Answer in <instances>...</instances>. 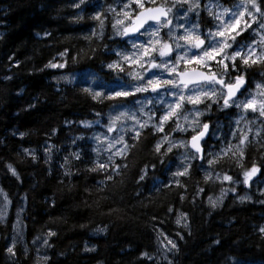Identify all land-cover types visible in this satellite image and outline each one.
Returning <instances> with one entry per match:
<instances>
[{"label": "trees", "instance_id": "trees-1", "mask_svg": "<svg viewBox=\"0 0 264 264\" xmlns=\"http://www.w3.org/2000/svg\"><path fill=\"white\" fill-rule=\"evenodd\" d=\"M121 1L86 0L75 8L74 0H0V187L11 201L8 221H0V264H37L34 243L40 237L50 245L46 264H168L153 258L161 233L178 240L172 264H231L229 255L241 264H264V193L241 203L238 197L247 190L230 187L235 191L229 189L224 202L212 207L208 197L214 199L225 185L218 179L206 182L199 161L191 164L188 176L178 177L182 187L170 183L175 150L167 155L152 151L163 134L146 128L139 143L129 139L136 147L126 158L113 159L121 174L113 173L112 181L107 170H89L97 159L80 122L107 115L113 103L92 100L80 91L81 84H56V72L45 65L67 60L66 72L94 69L104 75L107 63L115 60L108 9ZM77 13L83 19L76 20ZM97 13L103 29L90 18ZM65 51L77 62L61 57ZM254 162L264 175V133L242 157L230 152L212 168L242 181L243 170ZM144 167L148 175L140 180ZM21 210L25 241L15 244L11 255L12 222ZM180 213L187 228L175 222Z\"/></svg>", "mask_w": 264, "mask_h": 264}, {"label": "snow or ice", "instance_id": "snow-or-ice-1", "mask_svg": "<svg viewBox=\"0 0 264 264\" xmlns=\"http://www.w3.org/2000/svg\"><path fill=\"white\" fill-rule=\"evenodd\" d=\"M151 3L155 5L154 7L146 8L143 0H132V4L125 5V8H131L132 5H136L140 11L133 15L129 11H124L122 16L130 21L131 23L127 26H124L122 31L117 29V34L127 35L130 32H138L144 27V24L151 20L156 22H161L163 18V27H168L169 32L166 37L160 35V29L157 28L150 33L152 39L148 43L133 45L136 49L135 52L130 54L117 53L120 56V60H113L112 62L107 63V68L111 71H116L118 73L117 79L121 78L119 73H123L130 77L132 80L137 81L135 85H130L134 91L125 90L123 88L116 89H105L103 91H96L91 88L80 89L81 92L88 95L92 100H103L108 101H117V103L110 104V112L108 114V122L105 125L107 133H117L122 128L124 131H128L127 128H124L120 122L131 120L134 127L131 129L134 132L132 139L137 143L140 142V138L143 135V132L137 130L135 125H138L139 129L151 128L156 133L163 134L159 141H157L152 151L154 154L158 155H167L172 153L174 149L179 148H188L190 147L194 150V155L192 159H206L203 154V149L201 148L200 141L205 137L209 130V124L202 122L200 117L204 113L198 107L199 105H204L205 108H209L211 103L219 104L222 101V107H231L235 105L237 108L244 110L245 114L249 110L253 113H258L260 117H264V82L257 83V93L252 95L251 93L245 94V98L242 100L237 99V93L240 92L242 87L246 84V75L240 74L241 71L246 69H251L253 67H258L260 75L264 76V50L259 53L253 47H249L247 52L243 51V47L239 50L233 47V42L238 41V37L242 35L243 32L253 30L255 25L259 30L255 34L260 36L259 45L264 48V0H233L231 7H221L217 5L216 7L220 10L213 12L212 8H208V14L218 22L216 31L209 32L208 37L212 39L210 45H206V41L201 37L200 34L196 31L201 27L199 23L193 25L192 29L184 28V34L178 35L173 34L171 31L172 21L168 19V15L171 12L172 8L167 5V3L156 5V0H151ZM188 4V11H195L200 7L199 0H172V7H175L177 4L183 5ZM86 0H74L73 7L80 8L81 5H85ZM108 11H115V9H108ZM121 15L120 13L117 14ZM228 17H231L230 19ZM91 19L98 21L101 29L104 27V19L102 18L101 13H97L95 16L90 17ZM76 20L83 19V16L77 13ZM187 19V16H185ZM124 19L117 18L113 27L116 28L117 25H124ZM94 36L97 34L94 32ZM102 35V32L100 33ZM91 39L90 37H86ZM183 42V44L181 43ZM190 46L192 48L200 50L198 55H189L187 48L185 46ZM185 48L184 55H179L176 50ZM61 57H68L72 63L77 62L76 57H69L67 51L60 53ZM157 57L161 58L159 62ZM172 59L171 64L168 63V60ZM215 61V68L210 67V62ZM230 61L231 63H228ZM67 60H64L60 63L49 62L45 67L48 68H57L64 69L67 64ZM181 65L183 67H181ZM196 65V67H191ZM243 65V69H241ZM147 68L151 69H162L167 72L169 75L168 79H148L142 75L143 71ZM10 78V77H6ZM57 80H63L66 83H72L69 75H61L57 77ZM127 83V82H126ZM209 85L219 86V88L212 87L209 88ZM162 87L175 88L180 90L179 95L175 97L176 102L174 104L167 105V112L162 116L157 117L158 122H152L153 116L148 115L147 120H139L136 115L128 111H121L122 104L121 100L131 97L134 93H147L149 90L153 93H158L159 89ZM191 91V95L187 93ZM210 102V103H207ZM137 103H140L137 100ZM152 101L149 100L148 104H151ZM163 103V100H161ZM185 104H192L194 106L192 111H189L185 108ZM138 111L143 113L145 111L144 107H141ZM188 112V115L184 113ZM112 113H115L114 115ZM97 115H100L97 113ZM191 116V119H190ZM182 117L184 122L192 128L194 134L191 135V139L181 140L178 143L173 141L168 135L165 128V125L171 121L175 127L171 130L173 131H185L184 126L179 123V118ZM246 116H241V120H244ZM239 122V121H238ZM85 128H90L94 123H99V121H89L83 120L80 122ZM55 132V129H53ZM107 133L97 135L94 139L97 141L96 147L93 151L99 153L107 151L112 153L108 156L107 162H102L99 159L93 161V167L89 169L90 171H104L107 170L106 179L112 181L114 179L113 173L118 176L121 174L120 166L116 164L113 160V156H119L121 158H126L125 153L131 151L132 148L136 147V144H129L123 135H113L109 137ZM23 136V133H20ZM259 135V133H257ZM248 140V134L245 132L239 137L240 144H244ZM119 144L121 147L116 148V145ZM165 145H167L165 147ZM115 149V152H113ZM25 153H28V149H24ZM231 152L233 156L239 154V156L244 155V150L239 145H231L226 150L221 153L215 154L212 159H208L207 162L210 166L217 164L221 159L226 157L228 153ZM198 154V155H197ZM32 159H36L34 154ZM76 159H79V153L73 152L71 154ZM212 155V154H209ZM50 159V156L46 157ZM163 163V161H161ZM67 163V161H66ZM237 163H240L238 160ZM111 165V167H110ZM8 170L12 173L13 176H17L16 170L11 164L7 165ZM127 167V165H124ZM243 168V165L241 164ZM191 165H185L183 170L177 169L172 173L174 182L178 187H182L180 180L175 179L176 177H186L189 175ZM260 171V167L254 162L252 166L248 169L243 170V181L242 183L247 185L251 178L255 176ZM141 174L139 176L140 180H144L145 176L148 175L147 167L141 168ZM69 173L66 171L65 175ZM212 179V173L206 171L204 174V180L207 182ZM216 179L222 181L233 182V177L224 174H217ZM103 183V181H101ZM235 191V188L230 189ZM203 191V189H200ZM229 191V189L222 188L220 191V196L215 200L209 196L208 202L212 207H216L218 201L222 200L224 195ZM0 195L4 197V205L6 207L9 203L7 199V194L3 193V190H0ZM248 195L245 194L244 198ZM183 199V197H181ZM264 203V201H261ZM4 208H0V219L3 218ZM168 211L171 212L172 208H168ZM185 219L184 214L180 213L176 218V224H181V221ZM184 227L187 228L188 225L185 223ZM106 229L98 228L96 231L104 232ZM261 233H264V226L260 227ZM54 232H48L47 236H54ZM161 236L163 233L160 234ZM167 240V244L171 245V249L176 248V244L172 240H168L167 237L164 238ZM16 241H12V246L7 248V252L11 255H15L14 247ZM43 244L48 245V240L44 239ZM50 246V245H49ZM145 257H148V253H143ZM47 256L39 257L37 264H40L41 261H47ZM167 259V257H165ZM168 264H172L169 260Z\"/></svg>", "mask_w": 264, "mask_h": 264}, {"label": "rangeland", "instance_id": "rangeland-1", "mask_svg": "<svg viewBox=\"0 0 264 264\" xmlns=\"http://www.w3.org/2000/svg\"><path fill=\"white\" fill-rule=\"evenodd\" d=\"M156 2H158L159 4H163V3H166V0H156ZM190 2H191V0H190ZM143 3L146 6L147 3H151V0H143ZM199 3H201V2L199 1ZM129 4H132V0H127L121 6V9H119L120 7H117L118 9H115V11H111L112 15L115 13L121 14L119 16L116 15V17L114 19V23H115V20L117 18L124 19V21H125L124 25H117L116 28H114L116 38H119V39L122 38V35L117 34V29L122 31L123 27L126 26L128 22H130L122 16V13L124 11H129V12L133 13L135 10L136 5H134V4L132 5L131 8H125V5H129ZM217 5H220V4H218L217 2L216 3H210V4L207 3L205 5L207 7L205 8V6H204V9L208 13V8L211 7L212 11L216 12V11L220 10L216 7ZM220 6L222 7V5H220ZM169 7L172 8V10L170 12L171 13L170 20L172 21L171 31L173 34L183 35L184 34V28L192 29L194 24L200 23V21H199L200 10L189 12L187 3L183 4L182 6L177 4L175 7H172V0H169ZM228 7H230V6H228ZM185 16H187V19H185ZM209 17L211 19L210 20L208 19V20L212 21L213 24L210 25L209 27H207L206 31H205L206 32L205 35L207 37V39H205L206 45H210L213 42L212 39L208 37V33L209 32H215L217 24H218V22L215 21L212 16H209ZM228 18L230 19L231 17H228ZM162 24H163V22L150 27L148 30H146L144 32L143 35L139 36V38L130 42L128 47H126L125 45L124 46L119 45L118 46L119 48L116 49V54L117 53L130 54V53L135 52L136 49L133 47V45L134 44L137 46L140 44L146 45L148 43V41L150 39H152V37L150 36V33L153 32L154 30H156L157 28L160 29V35L162 37H166L167 33L169 32V28L163 27ZM214 25H216V27L213 29L212 28L210 29V27H212ZM196 31L203 38L204 33L202 32V27H200ZM257 31H261V30H259L254 25L253 30L243 32L242 35L237 38L239 43L233 42V47L236 48L237 50H239L241 47H243V51H246V52L248 51L249 47L255 48L258 53L260 51L264 50V48H262L258 43L260 40V36L255 34ZM242 36H243V38H241ZM243 42H245V43H243ZM181 43L183 44L182 41H181ZM185 48H187L189 55L200 54V50H198V49L192 48V47L187 46V45L185 46ZM185 48H181V49L176 50V51L179 53V55H184ZM116 57H117L116 58L117 60L121 59L120 56H118V55ZM160 59L161 58L157 57L158 62ZM172 62H173L172 59L168 60L169 64H171ZM56 63H60V62H56ZM228 63H230V61H228ZM214 66H215V61L210 62V67H214ZM181 67H183V66L181 65ZM191 67H196V65H192ZM52 69L56 72L54 75L53 81L58 85L81 84L85 88L95 89L96 91H103L105 89H116V88H123L125 90L134 91V89L132 87H130V85H135L137 83V81L132 80L130 77H128L127 75H125L123 73H119V76L121 78L117 79L116 77H117L118 73L116 71L109 70L107 67H106L107 71H105L104 75L97 72V71H93V70H90V71L87 70V71L78 72V73H69V72L65 71V68L64 69L52 68ZM61 75H69V77L72 80V83H66L63 80L58 81L57 77H59ZM142 75H144L148 79H153V78L168 79L169 78L168 73L163 71L162 69L147 68L145 71H143ZM260 81L264 82V76H262ZM256 85H255V88H253L251 90V92H249L252 95H255L258 91ZM208 87L212 88V87H216V86H208ZM216 88H218V87H216ZM179 91L180 90L175 89V88L162 87L159 89L158 93H153L150 90L145 94L144 93H134L131 97H129L128 99H125L124 102L121 103L122 104L121 111H128L130 113H133L136 115L137 119H139L141 121L147 120L148 115L151 114L153 116V121H150V123L158 122V120L156 118L159 116H162L165 112H167V105L168 104H174L176 102L175 97L179 95ZM187 94L191 95L192 93H191V91H189ZM140 97H142V98H140ZM137 100H139L140 103H137ZM149 100L152 101L151 104H148ZM161 100H163V103H161ZM239 100H242V99H239ZM111 102L115 103V101H111ZM207 103H210V102H207ZM222 103H223L222 101H220L219 104L211 103V107L217 106L216 108H218L221 111L232 110L234 108L237 109L236 112L231 117L227 118L228 119L227 122L221 121L218 118V116L216 118H211L210 119L211 122L205 121L204 117L207 114L213 115V112H210V109H212V108L210 107V108H208L209 110L208 109L205 110L204 109L205 107L203 104L198 106L200 108V110L204 113V115L202 117H200V119L202 120V122L209 124V130H208L209 136H208L207 140L203 142V147H204V153L203 154L206 157V159H199V158L192 159L191 157L195 153L190 147L174 149L175 150V159H174V161L169 163V182L170 183L171 182L174 183V178L172 176L173 172H175L177 169L183 170V167L185 165H191L192 163H194L196 161H199L202 164L205 172L208 171V172L212 173V179L217 180L216 179L217 173L214 172V170L212 168L213 165L210 166L208 164V162H207L208 159H212L215 156V154L221 153L224 150H226L229 146H231V143H233L232 145H239L244 150V148L250 142H259L260 141V138H261L262 134L264 133V117H260L258 115V113H253L250 110L247 114H245L244 110H242L241 108H237L235 105L225 108V107H222ZM125 104H126V106H124ZM141 107H144V109H145V111L143 113L138 111ZM185 108L189 111H192L194 106L192 104H185ZM109 112H110V110H108V112L106 113L107 115H105V116H104V114L97 115L96 121H99V123H94L90 128H85L83 126L84 129L86 130V132H88V138L92 144L93 149L97 145V141L94 139V137L97 135L107 133V129H106L105 125L108 122ZM112 114L114 115L115 113H112ZM184 114L188 115V112H185ZM241 116H246V118L244 120H241ZM190 119H191V116H190ZM120 123L122 125H124V128H127L128 131H124V129L122 128L120 131H118L115 134L107 133V135L109 137H112L113 135H123L125 140L129 143V139L132 138L130 136L134 135V132L131 131V129L134 127L133 122L131 120H127V121L122 120ZM179 123H181L186 130L184 132L183 131L182 132L181 131L174 132L172 130V132H170V133H168V131H167V135L169 136V134H170L169 137L177 143L181 140H186V141L190 140L191 134L193 133L192 128L189 127L188 124H186L184 122L182 117L179 118ZM166 125H165V128H166ZM169 125H171L170 129L175 127V125L171 121H169ZM135 127L137 128V130H140V131L145 130V129H142V130L139 129L138 125H135ZM173 132L175 134H177L176 137H175V134ZM245 132L248 134V140L244 144L241 145L240 141H239V137ZM187 133H189V134H187ZM257 133H259V135H257ZM178 135H179V137H178ZM227 145H228V147H226ZM119 147H121V145L117 144L116 148H119ZM93 152H94L96 159H99L100 161H107L108 156L112 155V153H109V152L103 151V150L99 153V155L97 154V152H95V151H93ZM113 152H115V149H113ZM209 154H212V155H209ZM116 157L117 156H113V159H115ZM219 175L222 176V174H219ZM175 179H178V177H176ZM242 181H234L233 180V182H228V181L219 180L218 182L220 184L225 185L224 186L225 189H230V187H244V189L247 190V195L252 197V199L250 201L255 200L254 193H256L257 195H262V193H264V175L262 174L261 168H260V171H259V174L257 175V177L254 179L251 178V180L249 181V183L247 185L243 184ZM0 190H3V189L0 187ZM3 193H5V192L3 191ZM5 194H7V193H5ZM218 196H220V193L217 194V196L214 198V200ZM226 197H227V193L224 195L222 200L218 201L217 204L220 206L224 202ZM7 199L9 201V203H7V205L5 207L4 197H3V195H0V208L5 209L3 218L0 219V221L3 223H6L10 217L11 201H10L8 195H7ZM246 201H249V200H246ZM23 212L24 211L21 210L19 213H17L15 215V217L13 219L11 246H12L13 240L16 241L15 244H19V243L24 244V241H25L24 240L25 225H24V219H23ZM185 223H186V217H185V219H183L181 221V224L184 225ZM165 237H167L168 240H172L176 244L175 249H171L170 251L168 250L171 248V245L167 244V240L164 239ZM44 239H47V238L46 237H40L34 243L35 252H36V256L38 259H39V257L47 256V253H48L47 250L49 248V242H48V245L43 244ZM177 249H178V240L177 239L170 237V236L162 235L159 239L157 254L153 258L159 262H167L168 263L169 260L172 262V258L175 255ZM165 257H167V259H165ZM47 261H48V259H47ZM47 261L46 262L41 261L40 264H46Z\"/></svg>", "mask_w": 264, "mask_h": 264}, {"label": "flooded vegetation", "instance_id": "flooded-vegetation-1", "mask_svg": "<svg viewBox=\"0 0 264 264\" xmlns=\"http://www.w3.org/2000/svg\"><path fill=\"white\" fill-rule=\"evenodd\" d=\"M127 0H123V1H121V2H119V3H116L114 6H111L109 9H118L117 7H120L119 9H121V6L126 2ZM201 3H200V7L198 8V9H196L195 11H197V10H200V16H199V21H200V25H201V27H202V32L204 33L203 34V38L204 39H207V37H206V28L207 27H209L210 25H212L213 24V22L212 21H209L211 18L209 17L210 15L207 13V11L204 9V6L208 3V4H210V3H218V4H220V5H222V7H228V6H230L231 7V5H232V3H233V0H199ZM206 2V3H205ZM166 3H167V5L169 6V0H166ZM156 5H159V3L158 2H156ZM155 5H153L152 3H147L146 4V8H150V7H154ZM207 6H205V8H206ZM140 11V9L139 8H137V6H135V10H134V12L132 13L133 15H135L136 13H138ZM108 15H109V17L111 18V20H112V27H113V24H114V19H115V17H116V13L115 14H111V11H108ZM170 17H171V13H169V15H168V19H170ZM209 19V20H208ZM161 22H163V20L161 21ZM161 22H159V23H152V24H149L146 28H145V30H144V32L146 31V30H148L150 27H152V26H154V25H156V24H160ZM131 22H128L127 23V25L128 24H130ZM126 25V26H127ZM113 29H114V27H113ZM144 32L142 33V34H140V35H138V36H136V37H134V38H129V39H125L124 38V35H122V38L121 39H119V38H116L115 37V32L113 31V38H112V41H114L115 42V44H114V46H113V50H114V55H115V60H117L116 58V56H117V54L115 53V50L118 48V46L119 45H122V46H126V47H128L129 46V43L130 42H132V41H134L135 39H137V38H139V36H141V35H143L144 34ZM244 36V35H243ZM243 36L241 37V38H243ZM240 39V38H239ZM243 43H245V42H243ZM245 45V44H244ZM125 47V48H126ZM116 48V49H115ZM244 52H246V51H244ZM231 63V62H230ZM215 68V66L213 67V69ZM241 69H243V65H241ZM251 69H253V68H251ZM251 69H246V70H243V71H241V73L240 74H244V75H246V84H245V87H244V89L238 94V96H237V99L239 100V99H243V98H245V94H247V93H249V92H251V90L253 89V88H255V85L257 84V83H260V82H262V81H260V79L262 78V76L260 75V71H251ZM90 70H93V71H99V70H94V69H89V71ZM87 71V70H86ZM103 71H107V70H103ZM253 73H255V74H253ZM209 86H213V85H209ZM216 87H218L219 88V86L217 85ZM126 99H128V98H126ZM124 100L125 99H123V100H121L120 101V103H123L124 102ZM115 103H117V102H115ZM114 104V103H113ZM217 106H214V107H212V109H210L211 110V112H213V115H207L208 117H204V120L205 121H210V119L211 118H216L217 116H218V118L221 120V121H225V119L226 118H228L229 117V115L230 114H233L232 113V111H234V112H236V108H234V109H232V110H227V111H221V110H219L218 108H216ZM205 110L207 109V108H204ZM214 109V110H213ZM110 110V109H109ZM210 116V117H209ZM211 122V121H210ZM168 126V129H169V122H168V124L166 125V127ZM168 133H169V131H168ZM206 155V154H205ZM208 156V155H207Z\"/></svg>", "mask_w": 264, "mask_h": 264}, {"label": "water", "instance_id": "water-1", "mask_svg": "<svg viewBox=\"0 0 264 264\" xmlns=\"http://www.w3.org/2000/svg\"><path fill=\"white\" fill-rule=\"evenodd\" d=\"M162 20H163V18H162ZM162 20H161V21H162ZM152 23H159V22L149 20V21H147V22L144 24V27H143L142 29H140L138 32H130V33H128L127 35H124V38H125V39L134 38V37H136V36L142 34V33L144 32L145 28H146L149 24H152ZM244 87H245V85L242 87V89L240 90V92L244 89ZM240 92L237 93V96H238V94H239ZM208 136H209V131L207 132V134L205 135V137L200 141L201 148L203 149V153H204L203 142L207 140ZM193 151H194V150H193ZM258 174H259V172H258L255 176H253L252 178H253V179L256 178Z\"/></svg>", "mask_w": 264, "mask_h": 264}, {"label": "clouds", "instance_id": "clouds-1", "mask_svg": "<svg viewBox=\"0 0 264 264\" xmlns=\"http://www.w3.org/2000/svg\"><path fill=\"white\" fill-rule=\"evenodd\" d=\"M37 35H39V33H37ZM23 91V89H21V92ZM209 108H210V106H209ZM24 135H26V133H23V136ZM238 199H239V201L241 202V203H243L245 200H251L252 199V197L251 196H247L246 198H244V195L243 196H240V197H238ZM217 206H218V204H217ZM106 231V230H105ZM219 241H216V243H218ZM85 251H95V248L93 247V248H91V249H88V248H85L84 249ZM227 259L229 260V261H231V264H241V262L240 261H238L237 260V257L235 256V255H229L228 257H227Z\"/></svg>", "mask_w": 264, "mask_h": 264}, {"label": "bare ground", "instance_id": "bare-ground-1", "mask_svg": "<svg viewBox=\"0 0 264 264\" xmlns=\"http://www.w3.org/2000/svg\"><path fill=\"white\" fill-rule=\"evenodd\" d=\"M118 48H119V47H118ZM115 49H116V48H115ZM115 53H116V50H115ZM117 61H118V60H117ZM104 70H106V69H104ZM144 94H145V93H144ZM144 94H143V95H144ZM140 95H141V94H140ZM143 95H142V96H143ZM140 98H142V97H140ZM124 106H126V104H125ZM210 107H211V106H210ZM211 108H212V107H211ZM207 109H208V108H207ZM208 110H209V109H208ZM213 110H214V109H213ZM210 112H211V110H210ZM207 115H208V114H207ZM207 115H206V117H208ZM157 116H158V115H157ZM209 117H210V116H209ZM172 129H173V128H172ZM102 130H103V129H102ZM171 132H172V130H171ZM174 132H176V131H174ZM174 132H173V133H174ZM183 132H184V131H183ZM192 132H193V131H192ZM180 133H181V132H180ZM174 134H175V133H174ZM174 134H173V135H174ZM183 134H184V133H183ZM183 134H182V135H183ZM187 134H189V133H187ZM192 134H193V133H192ZM192 134H191V135H192ZM176 135H177V134H175V137H176ZM252 135H253V134H252ZM169 136H170V134H169ZM184 136H185V135H184ZM187 136H188V135H187ZM212 136H213V135H212ZM172 137H173V136H172ZM178 137H179V135H178ZM180 137H181V136H180ZM210 137H211V136H210ZM231 138H232V137H231ZM229 141H230V140H229ZM232 144H233V143H231V145H232ZM226 147H228V145H227Z\"/></svg>", "mask_w": 264, "mask_h": 264}]
</instances>
